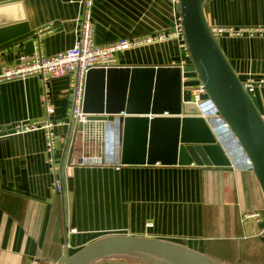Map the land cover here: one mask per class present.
I'll return each mask as SVG.
<instances>
[{"label": "crops", "instance_id": "1", "mask_svg": "<svg viewBox=\"0 0 264 264\" xmlns=\"http://www.w3.org/2000/svg\"><path fill=\"white\" fill-rule=\"evenodd\" d=\"M13 0H3L7 2ZM30 32L0 44V63L19 60L25 42L45 34L47 56L71 48L79 34L84 0H21ZM95 41L106 43L172 29L180 13L171 0H92ZM210 25L264 27V0H210ZM242 80L264 79V36L218 39ZM180 38L144 44L116 54L120 66H164L191 63ZM70 76L44 81L33 75L0 83V264H62L70 254L111 234L173 240L228 264H264V236L256 220V180L242 152L216 118L215 129L226 138L237 165L121 164L116 123L95 129L101 138L75 134L71 121ZM54 107L49 116L59 139L57 171L46 155V131L17 133L24 122L48 118L43 97ZM251 95L264 116V84ZM61 123V124H59ZM99 129V130H98ZM88 157L85 165L69 156ZM102 159L103 163H97ZM56 178L62 188H55ZM152 223V226L148 224ZM95 264H137L125 260Z\"/></svg>", "mask_w": 264, "mask_h": 264}, {"label": "water", "instance_id": "2", "mask_svg": "<svg viewBox=\"0 0 264 264\" xmlns=\"http://www.w3.org/2000/svg\"><path fill=\"white\" fill-rule=\"evenodd\" d=\"M1 1L0 44L30 32L23 2ZM208 1L179 0L176 6L191 65L90 69L83 108L88 122L79 123L77 131L106 121L116 123L121 164L233 167L237 161L224 134L217 133L216 119L205 118L190 103L188 87L203 85L206 92L201 98L214 103L221 124H227L228 136L250 161L247 168L256 180L259 207L264 208V116L211 31L205 12ZM34 52V40L29 39L21 56L32 58ZM70 122L67 143L74 126L73 119ZM256 226L264 236V218ZM108 259L137 264H228L173 240L131 234L106 235L72 254L66 251L62 264Z\"/></svg>", "mask_w": 264, "mask_h": 264}, {"label": "built area", "instance_id": "3", "mask_svg": "<svg viewBox=\"0 0 264 264\" xmlns=\"http://www.w3.org/2000/svg\"><path fill=\"white\" fill-rule=\"evenodd\" d=\"M173 4L177 5L179 0H171ZM92 0H84V10L80 19L79 34L76 38L74 45L67 49L60 51L54 55L47 56L43 54L41 45L44 37L45 30H40L37 33V47L32 58L21 56L18 61L11 64L0 63V83L14 80L24 79L28 76L37 75L40 76L45 82L52 78H60L64 76H70L73 81V90L71 92V119H73L74 125L79 123H86L87 113L84 112V98H85V84L87 72L93 68H110L120 66L117 64L116 54L119 51L127 50L133 47H137L144 44H150L153 42L163 41L170 38H180L185 42L184 29L182 26V17L179 16L178 21L175 23L172 29L155 32L153 34H146L133 38H119L106 43H97L95 41V28L91 17ZM213 35L219 39L223 36L228 37H242L244 35L264 36V27L246 28V27H234V26H218L210 25ZM186 46V42L184 43ZM191 63H185L182 66H188ZM187 80L183 78V81ZM245 88L251 93L257 86L264 84V79L256 80L255 78L248 77L243 80ZM191 90L190 103L199 107L202 111V115L209 118H218L216 115V108L214 103L210 99H202L201 95L206 91L203 85L189 86ZM43 101L46 106V112L48 118L46 120H35L33 122H24L15 128L17 133L27 132L37 129H44L46 132V155L47 160L51 164L54 171H57L55 150L59 143V139L54 133L53 129L55 124L50 121L49 116L54 112V107L48 102L47 95L43 97ZM61 124V123H59ZM225 124V123H224ZM98 127H88L81 131L88 137L101 138L104 136V131H100L99 134L95 133ZM227 128V124L224 125ZM99 130V129H98ZM77 128L75 134H77ZM119 136V132H117ZM69 142V141H68ZM237 149L241 152L237 141ZM232 149L230 146H227ZM234 156V155H233ZM69 164L71 165H85L92 161L85 156L76 158L72 156V152L69 156ZM97 163H103L102 159L97 160ZM246 166H250V161L246 159ZM55 188L57 191L61 190V180L56 178ZM247 217L256 220L257 222L264 218V208L259 207L253 213ZM152 226V223L148 224ZM29 264H40L37 258H33Z\"/></svg>", "mask_w": 264, "mask_h": 264}, {"label": "trees", "instance_id": "4", "mask_svg": "<svg viewBox=\"0 0 264 264\" xmlns=\"http://www.w3.org/2000/svg\"><path fill=\"white\" fill-rule=\"evenodd\" d=\"M113 260H122V259H108V260H101V261H113ZM101 261H98V262H101ZM125 261H128V260H125ZM129 262H132V261H129ZM135 263V262H133Z\"/></svg>", "mask_w": 264, "mask_h": 264}]
</instances>
